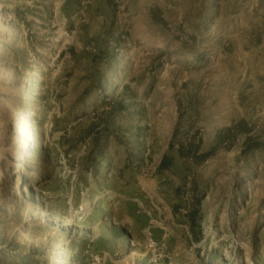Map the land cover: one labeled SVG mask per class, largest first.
Here are the masks:
<instances>
[{
	"label": "rangeland",
	"instance_id": "rangeland-1",
	"mask_svg": "<svg viewBox=\"0 0 264 264\" xmlns=\"http://www.w3.org/2000/svg\"><path fill=\"white\" fill-rule=\"evenodd\" d=\"M0 264H264V0H0Z\"/></svg>",
	"mask_w": 264,
	"mask_h": 264
},
{
	"label": "trees",
	"instance_id": "trees-1",
	"mask_svg": "<svg viewBox=\"0 0 264 264\" xmlns=\"http://www.w3.org/2000/svg\"><path fill=\"white\" fill-rule=\"evenodd\" d=\"M164 164H165V161H163V162H162V164H161V165H162V167H164Z\"/></svg>",
	"mask_w": 264,
	"mask_h": 264
}]
</instances>
